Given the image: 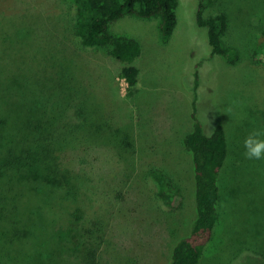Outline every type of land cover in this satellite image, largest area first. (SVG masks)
<instances>
[{"label":"rangeland","instance_id":"374dc122","mask_svg":"<svg viewBox=\"0 0 264 264\" xmlns=\"http://www.w3.org/2000/svg\"><path fill=\"white\" fill-rule=\"evenodd\" d=\"M198 7L199 0H179L178 24L168 43L162 40L160 17L127 15L112 24L115 34L135 38L143 47L137 61L140 81L134 89L118 75V67L106 55L95 62L92 54L76 48L70 36L76 18L65 0H0V91L5 90L9 79L5 77L10 75L19 81L25 79L23 88L19 84L14 95L37 92L40 97L29 100L40 98L49 104L56 93L50 76L62 73V81L72 78V84L76 77V94L69 95L67 101L76 104V126L87 125L90 130L89 136L78 135V139L118 152L106 143L110 138L106 142L95 138L96 130L90 125L99 121L96 111L103 108L100 104L107 103L112 105L106 112L116 122L113 125L123 138L131 136L134 142V151L128 148L124 154L127 159L115 152L110 155L116 159L117 185L122 182L121 193L126 198L119 206L112 204L120 209V215L115 210L111 213L101 202L89 179L83 182L88 187L86 197L87 190L81 192L88 213L107 222L101 264H167L175 243L190 233L196 217L195 177L184 139L193 130L195 95L206 133H212L213 123L222 124L231 153L220 180L222 221L216 242L201 264H264V160H249L243 155L249 131L264 128V74L251 67L259 32L264 28V0H219L205 11V17L227 14L224 44L238 50L241 57L236 65L211 54L207 28L197 24ZM85 58L91 62L86 63ZM87 66L95 75L93 88ZM196 71L199 86L195 91ZM106 80L113 85L110 95L100 87ZM30 85L34 88L25 90ZM39 85L46 88L44 93ZM22 97L18 98L23 104ZM103 121L108 125L106 117ZM110 167L113 164L102 162L96 171L107 174L111 170L113 174ZM158 173L181 191L180 201L170 204L154 198L152 181ZM103 181L111 183V177L105 175Z\"/></svg>","mask_w":264,"mask_h":264},{"label":"trees","instance_id":"16d2710c","mask_svg":"<svg viewBox=\"0 0 264 264\" xmlns=\"http://www.w3.org/2000/svg\"><path fill=\"white\" fill-rule=\"evenodd\" d=\"M218 1L199 0L197 24L207 28L211 54L236 65L241 57L238 50L224 44L223 36L229 26L227 14L205 17L206 9ZM65 4L76 18L70 30L76 48L85 55L92 54L95 60L91 61L95 62L102 60V54L106 55L118 67V75L134 89L140 81L137 61L143 47L135 38L115 34L112 24L127 15L160 17L164 43L171 40L178 24L179 0H65ZM257 41L251 67L264 74V28ZM91 61L86 59V63ZM87 67L93 88L95 75ZM63 73L71 76L66 71ZM53 75L49 81L56 93L52 95L55 100L50 99L49 104L40 98L36 102L30 101L40 97L31 91L21 94L26 101L22 104L18 98L21 95L17 91L14 95V91L19 84L23 88L25 79L19 81L10 75L5 77L9 78L5 90L0 91V264H101L104 237L108 234L104 223L107 222L102 216L88 213L81 194L87 190L86 197L88 187L83 182L87 183L89 179L93 189L99 192L101 202L111 213L115 210L117 216L120 209H115L112 204L126 201L121 193L122 182L118 186L116 159L110 155L115 152L123 160L127 159L125 152L134 147L131 136L122 137L118 126L113 125L116 122L111 121L113 117L106 112V107L112 105L101 103L103 108L96 111L99 121L90 125L96 130L95 138L102 137L104 142L110 138L111 142L106 143L118 152L84 144L85 139L79 140L78 135L89 136L90 130L87 125L76 126V104L67 101L69 95L76 94V77L72 84V78L62 81V73L57 77ZM195 77L196 91L198 71ZM101 84L100 87L110 95L112 82L106 80ZM45 87L48 89L46 82ZM30 88H34L33 85L25 90ZM46 88L39 85L40 93ZM101 111L102 116L99 115ZM191 116L193 130L186 135L184 143L194 166L196 217L190 233L175 243L167 264H201L208 248L216 242L217 228L222 221L220 180L231 155L228 133L220 123H213L212 133H206L198 115L196 95ZM105 117L108 125L101 122ZM102 162L108 166L113 164L114 167H110L113 174H110L111 170L107 174L97 173L96 166ZM105 175L111 177V183L103 184ZM152 182L156 200H166L170 204L180 201L181 191L162 173L155 174ZM129 211L136 210L130 208ZM228 231L231 235L233 229ZM224 243L226 239L222 245ZM121 248L127 251L125 246Z\"/></svg>","mask_w":264,"mask_h":264},{"label":"clouds","instance_id":"9594fccd","mask_svg":"<svg viewBox=\"0 0 264 264\" xmlns=\"http://www.w3.org/2000/svg\"><path fill=\"white\" fill-rule=\"evenodd\" d=\"M244 157L249 160H264V128H253L243 141Z\"/></svg>","mask_w":264,"mask_h":264}]
</instances>
